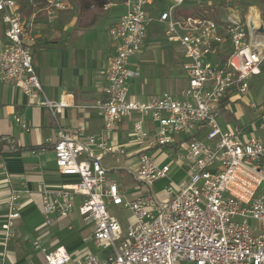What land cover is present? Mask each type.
<instances>
[{
	"label": "built area",
	"instance_id": "obj_1",
	"mask_svg": "<svg viewBox=\"0 0 264 264\" xmlns=\"http://www.w3.org/2000/svg\"><path fill=\"white\" fill-rule=\"evenodd\" d=\"M38 1L50 13L71 8L68 0ZM156 1L124 0L127 11L110 28L114 54L105 73L103 95L83 107L103 115L102 135L88 136L87 146L76 141L74 134L61 132L54 144L61 174L78 181L45 191L41 211L49 225L54 215L65 219L77 212L93 227L83 240L87 246L73 255L64 247L42 248L37 240L34 247L43 254L40 264H264V192L260 193L264 139L246 138L236 127L224 130L219 122L228 101L247 98L251 80L261 73L264 20L256 7H249L245 14L234 10L221 22L180 14L186 5L202 6L205 0H166L167 9L155 19L150 9ZM0 13L7 38L0 55V83L16 84L30 105L49 108L57 119L71 105L65 99L50 100L43 90L33 64V22L23 18L15 0H0ZM155 20L165 25L166 41L180 48L187 84L178 95L132 100L129 82L140 73L130 68V59L144 49ZM248 108L258 116L264 134V103L253 102ZM134 116L140 117L132 132L140 147L134 172L137 181L152 187L162 179L172 180L171 165L159 163L149 151L171 148L176 163L187 162V178L169 183L164 197L128 199L117 182L108 181L102 160L125 154L112 138L121 122ZM144 119L151 121V129L145 127ZM16 121L26 128L21 118ZM176 137L185 140L177 145ZM4 183L11 188V176L6 175ZM27 193L12 188L9 197L0 201V211H6L0 231L5 251L16 237L13 224L21 217L20 200ZM109 205L132 214L134 220L125 231L110 214ZM89 243L97 249L108 247L110 252L100 260Z\"/></svg>",
	"mask_w": 264,
	"mask_h": 264
},
{
	"label": "crops",
	"instance_id": "obj_2",
	"mask_svg": "<svg viewBox=\"0 0 264 264\" xmlns=\"http://www.w3.org/2000/svg\"><path fill=\"white\" fill-rule=\"evenodd\" d=\"M15 1L20 5V14L23 18L33 22L34 25L36 43L33 53L37 54L33 58V64L46 96L52 101L65 99L71 105L64 109L56 119L49 108L30 105L29 99L16 84L0 83V201L9 197L12 188L28 191L20 200L21 217L13 224L16 237L10 241L6 251L0 246V264H40L43 262V254L40 250L35 249V241L38 240L42 248L54 250L58 247H64L71 254L76 255L85 247L83 245L84 238L74 237V235L65 236L64 232L73 231L75 223H82L87 226L90 229V234L93 230L92 225L84 222L77 212L72 217L65 219L54 215L52 217L53 222L49 225L41 211V200L45 191L60 189L64 185L78 181L77 177L62 175L57 167L53 148L55 142L59 140L60 133H72L75 135L76 141L87 146L89 145L88 136H101L103 133V115L97 110L83 107L92 105L102 97L106 83L105 73L114 50L112 48L113 52H110L108 61L106 59L103 62L100 58L94 67H74L72 54L75 52L76 38L74 34L77 32V28L91 25L94 18L100 13L110 12L120 6L126 8V6L124 0H121L119 5L115 3V0H93L92 4H87L86 0H68L71 5L68 11L50 13L44 4L38 0L34 5L30 3V0ZM168 5L166 0H157L150 9L152 18L158 19L159 11H165ZM250 7H256L263 19L262 10L258 6ZM190 8L188 4L181 11L188 13ZM180 14L182 13L180 12ZM226 17L222 16L221 19L217 18L216 20L221 22ZM161 37L166 41L162 31L154 34L149 32L147 43L142 52L130 59V68L140 73L138 78L129 82V97L132 100L146 101L152 96L161 95L159 92L161 86L167 82L162 79L168 78V81H175V66L183 67L185 60L180 48L177 45H170L167 41L169 46H164L165 41ZM6 44V24L3 20V14L0 13V55ZM159 49L163 51L165 62L160 67H168V64H173V66L169 67L166 74H162L163 77L160 76V73H156L155 85L158 92L147 95V92L153 90L150 80L154 77L149 65L156 62L154 58L148 57V53L153 54ZM144 65H147L148 69ZM238 103L244 104L243 99H231L223 112L230 109L233 104ZM247 110V113H253L249 108ZM16 118H21L25 122L26 128L21 127ZM139 119V116L124 119L113 135V144L116 147L124 148L125 154L103 158L102 164L108 171L109 182H117L111 179L110 172L123 170L122 176L125 174L123 173L125 172L123 165L112 164L107 167V159L110 160L114 157H118L121 163L129 159L128 172L132 170L130 175L135 177L134 172L139 167L140 147L134 141L132 132L134 122ZM226 123L229 124V120ZM144 124L147 129L152 128L150 120L144 119ZM81 129H83L82 133H80ZM228 129L225 128L224 130ZM258 137L264 139L262 131ZM184 140V137H176V144L180 145ZM91 150L94 154H98L95 147H91ZM156 152L160 154L156 156L154 154ZM170 153L171 148L149 151V154L156 158L159 163L167 165L170 162L168 165L172 167L171 179L174 180L180 173L186 175L187 162L179 161L176 163ZM6 175L12 178L11 188L4 183ZM121 190L123 191L122 188ZM127 198L136 199L138 197ZM126 212L130 214L131 222H133L132 214L129 211ZM5 214L6 211H0V231ZM63 241L68 242V244H61ZM4 253L6 254L5 258ZM107 254L108 252H97L100 260H104Z\"/></svg>",
	"mask_w": 264,
	"mask_h": 264
},
{
	"label": "rangeland",
	"instance_id": "obj_3",
	"mask_svg": "<svg viewBox=\"0 0 264 264\" xmlns=\"http://www.w3.org/2000/svg\"><path fill=\"white\" fill-rule=\"evenodd\" d=\"M71 1V0H70ZM115 3L118 5L121 4V0H115ZM75 4V1H74ZM258 6L260 10H262L263 13V20H264V0H205L204 4L202 6H199L200 9L203 12L204 17L213 19L217 21L216 19H221L222 16H227L232 13V11L237 10L239 13L244 14L248 11L250 6ZM76 6V5H75ZM162 7V6H160ZM190 10V9H189ZM126 8H123V6H120L119 8H114L110 12H102L94 20L92 21L91 25L88 27H79L77 28V32L74 34L76 40H75V52L73 54V60H74V67H94V65L97 63L98 59L102 58L103 62L108 61V56L110 52L112 51V41L110 38V28L114 26L118 22V18L121 16V14L126 13ZM243 11V12H242ZM182 14H188L183 11H180ZM165 29V25L161 24L159 22H154L149 27V32L151 34L154 33H160L161 31ZM161 39L164 40L163 37ZM165 41V40H164ZM171 45V44H170ZM164 46H169L166 41L164 42ZM33 51H35V46ZM113 52V51H112ZM37 53H33V58L35 57ZM107 57V58H106ZM148 57L154 58L156 62H154L152 65H149L151 69V73L154 77L150 80V85L153 86V90H150L146 94L151 95L153 93L158 92L156 88V73L160 76L163 73H167L170 66H173V64H168V67H160V65L164 64V58H163V51L159 49L156 52L148 53ZM145 59V58H144ZM102 64V61H100ZM144 67H147V65H144ZM76 69V68H75ZM75 69L72 71L73 75L75 72ZM146 70V69H145ZM175 81H168V78H163L162 80H166L167 82H164L161 86V89L159 92L161 94L163 93H171L178 95L186 87L187 84V77L185 73L182 71V68L180 65L175 66ZM163 77V75H162ZM161 77V78H162ZM147 78V73H146ZM142 82V81H140ZM252 89L250 91V94L247 98L243 99L244 104H233V106L228 109L227 111L223 112L220 116L219 122L221 123L222 128H229L234 129L239 128L241 131H244L245 137L249 138L250 136H259L261 135L260 130V120H258V116L253 113H247L248 112V105H250L253 102L257 103H264V63L261 68V73L259 76L254 77L251 80ZM229 120V124L226 122ZM156 156H158L160 153L156 152L154 153ZM129 159L126 160V162L121 163V160L118 159V157H114L113 159L108 160L107 159V167L111 166L112 164H118L123 165L125 167L123 173L124 176H122L121 172L123 170H114L113 172H110L111 179L117 181V183L120 185V187L123 189V193L125 196L129 198H136L139 196H151L154 195L156 197H161L165 194V188L169 183H172L174 181L175 183L180 182L182 179L187 178L185 173L178 174L174 180L169 179H162L158 182H156L152 187L142 184L135 177H132L130 175V172H128L129 165ZM167 164H170L168 162ZM135 178V179H134ZM169 180V181H168ZM264 192V184L260 189V193ZM76 201V205H78ZM109 212L112 216H114L116 219H118L121 223L122 229L125 231L127 228V224L131 222L130 214L127 213L125 210L122 209V207H117L114 205H109ZM252 225H256L254 221L251 222ZM43 224V223H42ZM44 225V224H43ZM73 231L64 232V235H74V237L79 238H86L90 234V229H88L87 226L83 225L82 223H75L73 227ZM86 228V229H85ZM91 235V234H90ZM61 244L66 245L68 242L63 241ZM83 245L86 247L87 245L83 243ZM91 248V251L95 254H97L98 251L100 252H110V250L107 248L97 249L93 243L88 244ZM85 247H83L85 249ZM82 249V250H84ZM184 264V263H182Z\"/></svg>",
	"mask_w": 264,
	"mask_h": 264
},
{
	"label": "trees",
	"instance_id": "obj_4",
	"mask_svg": "<svg viewBox=\"0 0 264 264\" xmlns=\"http://www.w3.org/2000/svg\"><path fill=\"white\" fill-rule=\"evenodd\" d=\"M86 2H87V4H90V3L92 4L93 3V0H86ZM189 11H190L189 13H191V14L203 15V12H202V10L200 9L199 6H195L193 8H190Z\"/></svg>",
	"mask_w": 264,
	"mask_h": 264
},
{
	"label": "water",
	"instance_id": "obj_5",
	"mask_svg": "<svg viewBox=\"0 0 264 264\" xmlns=\"http://www.w3.org/2000/svg\"><path fill=\"white\" fill-rule=\"evenodd\" d=\"M260 32H264V29H263V28H261V29H260Z\"/></svg>",
	"mask_w": 264,
	"mask_h": 264
},
{
	"label": "bare ground",
	"instance_id": "obj_6",
	"mask_svg": "<svg viewBox=\"0 0 264 264\" xmlns=\"http://www.w3.org/2000/svg\"><path fill=\"white\" fill-rule=\"evenodd\" d=\"M255 22H256V25L258 24V21L257 20H255ZM264 42V41H263Z\"/></svg>",
	"mask_w": 264,
	"mask_h": 264
}]
</instances>
